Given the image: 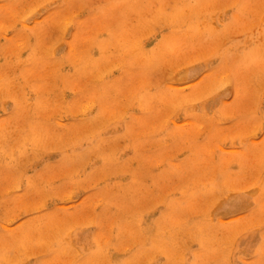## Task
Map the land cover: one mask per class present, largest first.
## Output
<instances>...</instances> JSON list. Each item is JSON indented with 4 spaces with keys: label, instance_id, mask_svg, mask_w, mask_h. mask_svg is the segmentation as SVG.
Returning a JSON list of instances; mask_svg holds the SVG:
<instances>
[{
    "label": "rangeland",
    "instance_id": "1",
    "mask_svg": "<svg viewBox=\"0 0 264 264\" xmlns=\"http://www.w3.org/2000/svg\"><path fill=\"white\" fill-rule=\"evenodd\" d=\"M0 264H264V0H0Z\"/></svg>",
    "mask_w": 264,
    "mask_h": 264
}]
</instances>
